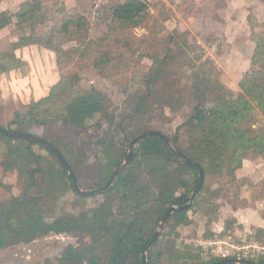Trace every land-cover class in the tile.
I'll return each instance as SVG.
<instances>
[{
  "label": "trees",
  "instance_id": "trees-1",
  "mask_svg": "<svg viewBox=\"0 0 264 264\" xmlns=\"http://www.w3.org/2000/svg\"><path fill=\"white\" fill-rule=\"evenodd\" d=\"M48 7V0L27 1L15 14L16 26L21 30L30 27L34 31L44 23ZM109 10L112 29L120 34L113 40L108 35L95 43L88 40L89 22L85 16L78 15L70 16L62 28L43 37L34 34L22 36L15 47L40 43L60 54L63 52L59 42L61 36L83 45L89 41L82 51V48L78 51L88 59H94V66L102 76L122 78L121 86L126 96L122 111L111 107L110 99L103 91L81 87L78 73L61 74L48 95L34 101L27 112L17 111L5 128L25 133L44 128L52 135L42 138L53 143L76 172L89 158L87 147L75 142L69 134L57 135L54 128H66L69 133L80 135L101 116L108 122V128L95 145L100 154L96 165L100 166L99 177L103 181L99 187H104L128 157L132 141L128 128L134 131L133 138L151 131L146 122L148 119H145L156 106L181 101L176 90L169 98H166L164 90L165 76L175 63H179L190 69L191 91L196 103L192 114L182 124L188 139L187 148L180 145L182 126L174 136L167 135L172 142L195 163L201 164L206 175H221L227 171L236 178L244 160L250 156L264 157V124L257 126L260 117H264V21L254 14L248 16L255 47L251 68L239 82L240 92L235 94L222 83L217 66L213 60L205 59L198 44L185 39L176 49L172 45L176 42L173 36L168 52L160 56L151 50L157 42L155 31V41L150 37L144 38L147 41L144 49L140 45L136 50L125 45L134 29L150 25L154 16L148 1L115 0ZM12 23L13 15L0 11V31ZM139 49L143 52L138 57H147L152 62L149 70L138 79L123 76ZM91 52L93 54L89 56ZM8 55L14 62L12 66L22 63L14 53L0 49V60ZM7 68L5 64L2 66V70ZM96 125L100 130L101 123ZM1 143L5 144L3 154L6 158L0 160V170L7 174L23 165V188L16 194L11 185L0 180V250L29 244L51 234L80 233L90 238L89 243L68 244L56 262L48 258L39 264H144V248L159 228L163 216L171 206L187 204L199 182L195 166L186 165L164 140L150 136L138 143L130 165L106 192L101 193L103 201L97 207L74 214L60 207V201L67 193L77 191L67 169L52 151L36 142L14 139L0 131ZM35 145L45 148L56 163L46 165V158L34 150ZM0 154L3 155L1 148ZM186 170L195 175L194 180L184 176ZM179 189L183 192L179 193ZM5 191H11V196H7ZM205 192L204 183L190 208L169 217L165 226L168 230H164L147 251L149 264H161L165 239H168L169 264H207L226 259L212 256L206 260L192 242L178 248L173 238L172 244L169 240L179 227L194 224L190 213L195 214L202 209L210 216L218 209L219 204ZM217 220L209 218L205 240L215 239L216 233L210 231V226ZM236 220L233 218L227 222L222 233H226ZM248 258L255 264H264V250L253 252Z\"/></svg>",
  "mask_w": 264,
  "mask_h": 264
},
{
  "label": "rangeland",
  "instance_id": "rangeland-1",
  "mask_svg": "<svg viewBox=\"0 0 264 264\" xmlns=\"http://www.w3.org/2000/svg\"><path fill=\"white\" fill-rule=\"evenodd\" d=\"M27 1L30 0H0V11H7L13 15V23L0 31V49L3 52L14 53L17 59L22 61L20 65L12 66L14 62L9 55L0 60V125L7 127L17 111L27 112L34 101L50 93L51 87L61 74L69 73L80 75L81 87L86 89L95 87L106 93L111 107L118 108L121 112L126 98L121 86L122 78L102 76L100 70L94 66V59H88V56H83L78 51L79 48H82V51L89 41L83 45L78 41L69 40L66 36H61L59 42L62 43L63 52L60 53L62 55L40 43L15 47V43L22 36L34 34L43 37L52 30L62 28L63 23L70 16L78 15L85 16L89 22L88 40L91 39L95 43L107 35L113 40L120 35L113 31L108 17L109 6L115 0H48L49 7L45 21L34 31L30 27L21 30L16 26L15 14ZM146 1L150 4L154 17L148 27H140L132 31L126 46L131 45L136 50L140 45L144 49L147 45L144 38L150 37L155 41L156 31L157 42L151 50L164 56L168 52L171 37H176V42H172L176 49L178 44L186 39L191 44L201 46L205 59L213 60L220 72V80L228 89L235 94L240 92L239 82L245 72L251 68L255 47L248 16L254 14L260 21H264V0ZM70 51L73 53H69ZM141 52L143 51L139 49L134 54L123 76L138 79L149 70L152 62L147 57L140 59L138 56ZM92 54L93 52L89 53V56ZM4 64L8 67L6 70H2ZM189 75L190 69L182 67L179 63H175L169 70L165 76L166 98H169L173 90H176L180 93L181 101L177 100L172 105L163 107L157 105L152 114L145 119H148L146 122L149 129L174 136L177 129L192 114L196 102L192 96L193 81ZM260 118L257 126L264 124V117ZM97 122L101 123L100 130L96 125ZM91 124V128L80 135L69 133L66 128H54L57 135L69 134L75 142L87 147L89 158L86 164L78 167L76 171L80 186L84 190L102 188L99 185L103 183L99 177L100 166L96 165L100 154L95 142L108 128V122L98 116ZM33 133L41 137L52 135L44 128H37ZM128 135L133 139L132 128H128ZM180 136V145L187 148L188 139L183 126L180 129ZM0 148L3 154L5 144L1 143ZM33 148L46 158V165L49 162H55L54 157L45 148L40 145H35ZM5 158L4 154H0V160ZM249 160L255 161L251 170L252 175H243L238 178L236 172L235 178L227 171L221 175H206L205 193L219 204L218 209L210 216L202 209L195 214L190 213L195 221L194 224L179 227L177 233L169 239L171 244L172 238L174 242L176 241L178 248H184L185 244L192 242L195 247H199L206 260L212 256L218 257L213 251L216 245H211L208 243L210 241L205 240L209 218H217L218 220L210 226V231L216 233L214 240H226L230 244L248 246L254 252L264 250V157L250 156ZM22 170L23 165L17 171L7 174L0 170V180L11 185L16 194L23 188ZM184 176L195 179V175L187 170L184 171ZM180 192H183V189H179ZM5 194L11 196L12 192L5 191ZM102 201L101 193L80 198L76 192L70 191L60 201V207L78 214L83 210L97 207ZM233 218L237 220L232 227L226 233H222L225 224L231 222ZM167 241L168 239H165L162 244L161 264H169ZM89 242L90 238L80 233L51 234L29 244L0 250V264H39L48 258L56 262L59 253L68 244L80 245ZM219 245L224 250H230L225 243ZM251 255L253 253L249 252L246 256L248 258Z\"/></svg>",
  "mask_w": 264,
  "mask_h": 264
},
{
  "label": "water",
  "instance_id": "water-1",
  "mask_svg": "<svg viewBox=\"0 0 264 264\" xmlns=\"http://www.w3.org/2000/svg\"><path fill=\"white\" fill-rule=\"evenodd\" d=\"M0 131L2 133L6 134L7 136L14 138V139L22 138L25 140H30V141L36 142V143L41 144L42 146L46 147L50 151H52L58 157V159L62 162V164L65 166V168L67 169L69 176L73 180V183H74V186H75L77 193L81 196H91V195L106 192L108 190V188L116 181L118 176L132 162L134 152H135V148L138 145V143L140 141H142L143 139L150 137V136H157V137L161 138L181 158V160L186 165L195 166L199 172V182H198L195 190L193 191V193L191 195L190 201L183 206H171L168 209V211L166 212V214L162 218V221L159 225V228L153 234L152 239L150 240L149 244L144 248V254H143L144 264H149L147 251H148V249L153 247V245L155 244L157 239L160 237V235L164 231L165 226L169 220V217L177 211L186 210V209L190 208L194 204L195 200L197 199V197H198V195H199L200 191L202 190L204 183H205L206 174H205V170L201 166V164L195 163L194 160L190 156H188L185 152H183L179 147H177L166 134H164L160 131H157V130H151V131L142 133V134L136 136L135 138H133L131 143H130L128 157L114 171L112 177L107 182V184L102 188H95V189H89V190H84L81 188L78 176H77L75 170L73 169L72 165L69 163L67 158L62 154V152L56 146H54V144L51 143L50 141L38 136L35 133L10 131L2 125H0ZM207 264H255V263L250 258H239V257H237V258H226V259H223L219 262H213V263H207Z\"/></svg>",
  "mask_w": 264,
  "mask_h": 264
},
{
  "label": "built area",
  "instance_id": "built-area-1",
  "mask_svg": "<svg viewBox=\"0 0 264 264\" xmlns=\"http://www.w3.org/2000/svg\"><path fill=\"white\" fill-rule=\"evenodd\" d=\"M231 238V237H229ZM211 245H216V248L213 250L215 251L216 255L218 257H223V258H247V254L249 252H254V250H252V248L248 247V246H242V245H238V244H230L229 242H227L226 240H213L208 242ZM227 244V248H230V250H224V248L219 245V244Z\"/></svg>",
  "mask_w": 264,
  "mask_h": 264
},
{
  "label": "crops",
  "instance_id": "crops-1",
  "mask_svg": "<svg viewBox=\"0 0 264 264\" xmlns=\"http://www.w3.org/2000/svg\"><path fill=\"white\" fill-rule=\"evenodd\" d=\"M255 161L246 159L244 160L243 167L237 170V177L240 178L243 175H252L251 170L254 165Z\"/></svg>",
  "mask_w": 264,
  "mask_h": 264
}]
</instances>
